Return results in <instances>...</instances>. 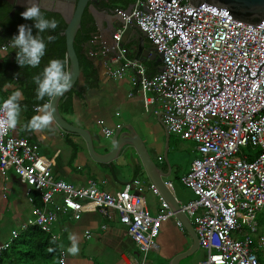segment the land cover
Here are the masks:
<instances>
[{
    "label": "built area",
    "instance_id": "obj_1",
    "mask_svg": "<svg viewBox=\"0 0 264 264\" xmlns=\"http://www.w3.org/2000/svg\"><path fill=\"white\" fill-rule=\"evenodd\" d=\"M116 14L123 23L110 43L99 46L101 54L109 55L108 76L120 80L132 69L145 110L158 101L167 132L195 144L197 156L180 179L194 199L179 205L205 252L197 264H261L256 252L264 250L257 220L264 211V27L203 7L192 11L187 0H134L128 14ZM126 25L143 32L161 56L158 73L147 75L138 60L126 58ZM8 171L25 183L30 203L36 193L42 206L52 207L46 212L34 205L29 225L46 231L58 212L77 220L83 201L102 215L112 210L137 248L135 264H147L161 223L173 216L161 199V209L151 216L133 191L138 181L110 194L93 181L74 186L54 179L37 146L12 137L11 131L0 139V173ZM176 225L182 230L179 221ZM6 247L0 245V258ZM64 256L61 252L60 264Z\"/></svg>",
    "mask_w": 264,
    "mask_h": 264
},
{
    "label": "crops",
    "instance_id": "obj_2",
    "mask_svg": "<svg viewBox=\"0 0 264 264\" xmlns=\"http://www.w3.org/2000/svg\"><path fill=\"white\" fill-rule=\"evenodd\" d=\"M133 1L102 0L99 7L107 10V13H104L98 21L93 20L86 12L82 29L76 37L79 41L77 55L80 74L74 87L59 102L58 109L61 117L68 124L89 133L94 150L100 155L110 151V140L116 127L131 126L146 149L149 150L152 147L155 151L154 158L149 156L165 174L163 181L174 195L170 181L171 165L166 164L162 159V141L166 136L162 126L163 116L159 102L154 101L145 110L142 97L138 93V85L132 81L134 71L127 69L125 76L120 80L110 78L107 74L109 55L99 52L100 43L102 41L110 43L112 34L122 24L115 18V12L131 8ZM109 10L112 12L108 13ZM41 12L45 18L55 19L59 24L57 34L51 35V30L39 33L45 43L48 36L55 37L57 42H64L63 36L59 35V31L64 28L62 20L55 14L42 10ZM21 13L20 9H14L6 0H0V102L9 98L17 90L22 93L19 101L22 107L20 123L15 130H11V136L24 138L35 144L38 155L49 163L51 173L56 180H62L74 186L87 185L88 181H93L99 190L110 194L117 193L125 186L132 187L133 182L138 181L139 184L133 191L142 197L147 212L151 216L156 215L161 209L159 199H163L153 191V186L132 148L120 153L110 162H100L89 155L86 143L78 134L60 129L54 122L50 131L21 130L34 115L38 114L34 111L35 107L43 104V101L36 100L37 85L33 82V77L40 75L49 61L54 59L51 58L52 54L48 52L47 46L48 50L37 68L18 66L16 63L18 49L12 48L10 42L18 34V26L26 24L32 27L33 35L37 34L33 22L24 20ZM139 37L140 35L137 36L131 32L122 38L127 59H136ZM142 39L143 51H154L148 39L145 36ZM63 52L56 58L65 61V52ZM136 60L145 68L147 75L158 73L162 69L161 61L156 62L150 59V55ZM17 73L19 77L16 76ZM130 93L132 96L129 97ZM146 95L153 97L151 92H147ZM105 129L110 132L109 135L105 134ZM169 139L170 133L168 141ZM168 149L170 145L167 142L166 150ZM25 189V183L13 172L0 173V245H7L6 250L13 241L33 228L28 221L32 218L34 205L46 212L53 211L50 206H42L36 193H31L33 203H30L25 195ZM174 197L176 198L175 195ZM176 200L183 205L179 199L176 198ZM83 205V212L79 219L75 220L70 214L58 212L57 220L50 223L46 231L41 230L49 235L56 246L55 263L60 264V255L63 252L64 264H92L91 260L94 257H101L114 248L111 251L112 260L122 264H135L138 257L137 248L128 237L127 227L118 215L112 210H107L102 215L87 201H83ZM176 222L173 215L161 223L158 241L155 242L156 248L149 252L147 264H155L151 259L153 255H161V259L169 264L173 256L189 249L192 241L183 227L182 230L177 227ZM13 234H16V238L12 237ZM73 237L78 247V253L74 255L67 251L73 244ZM86 252L92 258H88ZM187 257L180 259L178 264H182ZM199 261L201 260L196 261L195 264Z\"/></svg>",
    "mask_w": 264,
    "mask_h": 264
},
{
    "label": "water",
    "instance_id": "obj_3",
    "mask_svg": "<svg viewBox=\"0 0 264 264\" xmlns=\"http://www.w3.org/2000/svg\"><path fill=\"white\" fill-rule=\"evenodd\" d=\"M101 1L102 0H34L42 11L57 15L64 23V28L59 31V35L64 38L66 71L71 74L72 82L68 91L74 87L80 74L79 59L74 48L76 36L82 29V22L86 12H88L90 17L95 21H98L104 13H107V10L100 9L99 5ZM6 2L14 9H20L22 12L29 6V0H6ZM187 3L191 5L192 11L203 7L210 11L224 14L232 21L257 28L259 26L264 27V0H187ZM130 9L131 8L123 11L125 14H128ZM111 12V10L108 11V13ZM114 16L120 23H123L122 17L117 15L116 12ZM131 32L134 33V35H140V37L137 38L138 47L135 55L136 59L139 57L147 58V55H150V59L156 62L161 61V56L156 54L155 51H143L142 37L145 36V34L135 25H126L122 38L124 35ZM68 91L48 101L54 116L53 122L60 129L78 134L86 143L89 155L96 161L110 162L127 149H133L150 184L163 201L166 202L168 209L173 213L175 219L180 222L184 231L192 241L191 246L186 252L173 256L169 261V264H178L180 259L187 257L198 249V241L186 214L181 211L178 201L168 190L163 181L165 174L151 160L143 141L129 125L119 126L114 129L110 140L111 149L108 153L101 155L96 153L89 133L81 128L68 124L59 113V102L65 98ZM162 126L165 130V143L167 146L169 133L163 122ZM122 129H124V131H122ZM164 159H166V155H164Z\"/></svg>",
    "mask_w": 264,
    "mask_h": 264
},
{
    "label": "clouds",
    "instance_id": "obj_4",
    "mask_svg": "<svg viewBox=\"0 0 264 264\" xmlns=\"http://www.w3.org/2000/svg\"><path fill=\"white\" fill-rule=\"evenodd\" d=\"M24 20L32 21L37 34L33 35L32 27L22 24L18 26V34L11 39V47L18 49L16 51V63L19 67L25 66L37 68L42 58L46 54L47 44L39 33L48 30L55 31L58 27V21L55 19H47L41 12V9L34 0H29V6L21 13ZM55 37L48 36V43H53ZM65 61L59 59L50 60L48 65L43 69L40 75L33 77V82L37 85L36 100L42 101L45 97L49 99L57 97L69 90L71 86V74L65 70ZM19 77V73L16 74ZM22 93L17 90L9 98L0 104V139H2L11 130H15L20 123V115L22 111L19 103ZM37 115H34L22 127V131L27 132H44L51 130L53 123V112L49 103L37 105L34 109ZM73 244L67 251L70 254H77L78 247L75 239Z\"/></svg>",
    "mask_w": 264,
    "mask_h": 264
},
{
    "label": "rangeland",
    "instance_id": "obj_5",
    "mask_svg": "<svg viewBox=\"0 0 264 264\" xmlns=\"http://www.w3.org/2000/svg\"><path fill=\"white\" fill-rule=\"evenodd\" d=\"M168 145H170V149L166 150V143L164 139L162 141V159L166 164L168 163L171 165L170 181L172 182V191L176 198L179 199L183 205H185L194 199V195L188 188L183 186L180 179L184 173L186 174V170L189 168L190 163L194 160L195 156H197L196 152L194 151L195 144L192 141L181 139L178 135L170 134ZM147 151L149 155L154 158L155 151L153 148L150 147L149 150L147 148ZM244 152L247 154L250 152V150L246 149ZM164 155H166V160L163 158ZM140 193H142V191ZM257 220L260 222L259 234L264 235V213L260 215ZM178 231L179 230L177 229V232ZM157 241L158 239L156 238L155 242L157 243ZM127 242L128 241H126V243ZM113 249L114 248H111L108 250L109 252L101 257H94L91 260L92 264H122V262L117 263L116 260L111 259V251ZM85 254L88 258H92L87 252ZM256 255L261 258L264 263V250L258 248ZM204 257L205 252L201 249H198L191 256L184 259L182 264H195L196 261L203 260ZM151 259L154 260L155 264H166V261L161 259V255H153Z\"/></svg>",
    "mask_w": 264,
    "mask_h": 264
},
{
    "label": "trees",
    "instance_id": "obj_6",
    "mask_svg": "<svg viewBox=\"0 0 264 264\" xmlns=\"http://www.w3.org/2000/svg\"><path fill=\"white\" fill-rule=\"evenodd\" d=\"M57 32V29L51 31V35L57 34ZM78 42L76 38L74 42L76 54ZM46 44L49 48L48 52L52 54L51 58L57 59L56 57H58L59 53L64 51V42H57L54 40L52 44H49L48 41ZM48 52L47 54H49ZM61 56H63V54ZM48 99V97H45V99L42 100L43 103L47 102ZM56 256L57 249L49 235L33 227L29 232L22 234L8 246L7 250L3 252L0 258V264H56ZM257 258L261 264H264L261 258L258 256Z\"/></svg>",
    "mask_w": 264,
    "mask_h": 264
},
{
    "label": "flooded vegetation",
    "instance_id": "obj_7",
    "mask_svg": "<svg viewBox=\"0 0 264 264\" xmlns=\"http://www.w3.org/2000/svg\"><path fill=\"white\" fill-rule=\"evenodd\" d=\"M49 44H52V43H49Z\"/></svg>",
    "mask_w": 264,
    "mask_h": 264
}]
</instances>
